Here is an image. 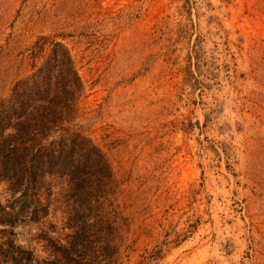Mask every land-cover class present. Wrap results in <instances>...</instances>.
Returning a JSON list of instances; mask_svg holds the SVG:
<instances>
[{"label": "rangeland", "instance_id": "374dc122", "mask_svg": "<svg viewBox=\"0 0 264 264\" xmlns=\"http://www.w3.org/2000/svg\"><path fill=\"white\" fill-rule=\"evenodd\" d=\"M51 41L113 183L71 201L47 176L0 264H264V0H0V101Z\"/></svg>", "mask_w": 264, "mask_h": 264}, {"label": "trees", "instance_id": "16d2710c", "mask_svg": "<svg viewBox=\"0 0 264 264\" xmlns=\"http://www.w3.org/2000/svg\"><path fill=\"white\" fill-rule=\"evenodd\" d=\"M83 89L70 50L51 41L42 63L15 81L0 101V179L8 182V201L20 204L14 211L0 200L1 222H11L39 201L53 174L67 178L71 201L108 200L113 183L109 162L71 125Z\"/></svg>", "mask_w": 264, "mask_h": 264}]
</instances>
